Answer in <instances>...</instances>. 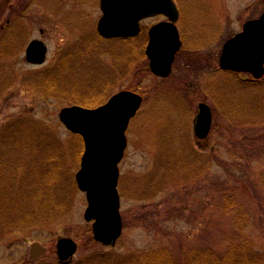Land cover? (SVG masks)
<instances>
[{"label":"rangeland","instance_id":"obj_1","mask_svg":"<svg viewBox=\"0 0 264 264\" xmlns=\"http://www.w3.org/2000/svg\"><path fill=\"white\" fill-rule=\"evenodd\" d=\"M177 1L189 13L177 24L183 46L171 75L161 79L151 73L149 61H135L132 74L126 72L115 48L98 34L99 0H0V263L61 264L59 237L79 244L71 264L98 251L131 255L167 247L178 254L183 247H212L224 253L239 238L264 252V81L219 68L224 43L241 31L239 17L250 16L248 6L260 14L264 2ZM154 23L148 21L136 38L144 44V54L147 28ZM34 39L49 49L42 65L26 61V48ZM93 39L100 54L95 65L88 62L82 71L69 74V61L59 63L61 57ZM58 63V87L72 97L99 85L96 93L107 96L106 101L124 89L144 97L127 130L120 164L124 224L115 246L92 242V224L84 218L88 203L75 180L77 146L59 117L63 108L76 104L30 86L31 76ZM103 78L109 89L101 87ZM259 94L261 101L254 99ZM202 102L213 112L205 140L195 135ZM50 157L62 161L76 186L60 197L67 210L44 225L15 228L13 223L23 222L33 209L25 192L37 186L38 174L42 172L40 180L45 177ZM239 218L245 221L242 227ZM34 243L46 248L39 259L30 256Z\"/></svg>","mask_w":264,"mask_h":264},{"label":"water","instance_id":"obj_2","mask_svg":"<svg viewBox=\"0 0 264 264\" xmlns=\"http://www.w3.org/2000/svg\"><path fill=\"white\" fill-rule=\"evenodd\" d=\"M102 16L97 31L104 38L133 37L141 31V21L165 15L168 21L149 30L146 55L151 72L167 78L172 71L182 42L176 26L179 10L174 0H99ZM48 47L39 39L29 43L26 60L41 65ZM224 71L249 73L254 80L264 77V13L247 22L243 30L224 43L219 59ZM143 103L142 95L122 90L97 108L79 105L65 107L60 120L73 134L81 136L84 151L80 169L75 175L78 189L85 193L88 206L84 213L92 223L93 238L105 246H115L123 233L121 196L118 190L120 168L128 145L127 129ZM213 114L206 103L199 104L195 135L206 139L212 129ZM58 260L70 263L78 251V243L70 237H59ZM46 253L40 243L32 244L30 256L38 259ZM9 264V263H0Z\"/></svg>","mask_w":264,"mask_h":264},{"label":"trees","instance_id":"obj_3","mask_svg":"<svg viewBox=\"0 0 264 264\" xmlns=\"http://www.w3.org/2000/svg\"><path fill=\"white\" fill-rule=\"evenodd\" d=\"M136 38L138 37L126 39V41H103L109 45V48H112L111 50L115 48L114 51L118 54L117 58L123 60L126 72L131 74L135 61L136 63L148 61L143 50L144 44L136 40ZM98 44L97 41H87L83 45L79 43L80 49L74 50L71 55H63L59 63L62 60L63 62L69 61L67 64V71H70L69 74L82 71L88 62H91L94 66L96 60L100 57L94 47V45L98 46ZM59 63L47 73L39 72L34 77L31 76L29 78L30 86L46 96L62 98L76 105L89 108H95L106 101L107 96L96 93L100 85L96 88H91L85 93H81L84 96L79 95L78 97H72L69 94L71 92L61 91L57 82V79L62 75L57 72ZM101 81L103 89L110 88L106 78L101 79ZM262 81L264 80L257 82ZM261 97V94H259L254 99L261 101ZM74 140L77 146V157L80 160L84 149L83 140L78 135H74ZM58 146L56 143V147ZM46 169H49V171L41 180L42 172L36 176L37 186H29L27 188L25 196L32 201L33 209L27 212L23 222L13 223L15 228L44 225L45 222L55 218L57 213H63L67 210V204L60 197L63 196V193L65 194L64 191H68L70 187L76 188V186L70 182L69 173L61 160L50 157L47 161ZM260 181L264 184V171L260 173ZM55 184H58V186H54L53 189L51 185ZM227 202L229 207H233L234 200L231 197L227 198ZM243 218L237 220V224L241 227L245 222V218ZM92 242H94L93 238ZM77 264H264V252L255 250L248 241L239 238L231 240L224 253H219L212 247H183L178 254H175L167 247L131 255H117L98 251L82 257Z\"/></svg>","mask_w":264,"mask_h":264},{"label":"flooded vegetation","instance_id":"obj_4","mask_svg":"<svg viewBox=\"0 0 264 264\" xmlns=\"http://www.w3.org/2000/svg\"><path fill=\"white\" fill-rule=\"evenodd\" d=\"M175 2H176L177 6H178V8H179V19H178V21L176 22V24H178V23H181V22L183 21V18H184V20H185V19H186V16H189V13H185V12H183L182 9L180 8V5H179L178 1L175 0ZM263 2H264V0H263ZM250 10H251L250 6L246 7V11L250 14L249 17H246V18H244L243 20L239 17V19H240L239 23H240V25H241V30H243V28H244V26H245V24H246L247 22H249V21H251V20H253V19L258 18V17L264 12V9H263L262 12H261L260 14L255 15V14L252 13ZM167 19H168V18H166V17L163 16V15L155 16V17H153V18H147V19H144L143 21H141L142 30H141V33H140V34H142V33L144 32L145 24H146L148 21H156V23H158V22H161V21H166ZM154 24H155V23H154ZM154 24H152V25H154ZM152 25H151V26H152ZM151 26H150V27H151ZM147 27H148V26H147ZM150 27L147 28V35H148V31H149ZM238 28H239V27H238ZM239 29H240V28H239ZM237 33H239V32H237ZM237 33H236V34H237ZM101 39H102L103 41H112V40L126 41V38H115V39H104V38H101ZM127 39H129V38H127ZM148 39H149V38H148ZM95 40H96V39H93V40H91V41H95ZM182 42H183V41H182Z\"/></svg>","mask_w":264,"mask_h":264}]
</instances>
